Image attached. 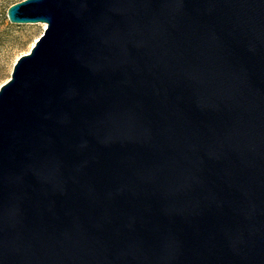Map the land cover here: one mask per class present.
<instances>
[{
	"label": "water",
	"instance_id": "1",
	"mask_svg": "<svg viewBox=\"0 0 264 264\" xmlns=\"http://www.w3.org/2000/svg\"><path fill=\"white\" fill-rule=\"evenodd\" d=\"M0 87V264H264V0H24Z\"/></svg>",
	"mask_w": 264,
	"mask_h": 264
},
{
	"label": "rangeland",
	"instance_id": "2",
	"mask_svg": "<svg viewBox=\"0 0 264 264\" xmlns=\"http://www.w3.org/2000/svg\"><path fill=\"white\" fill-rule=\"evenodd\" d=\"M24 0H0V87L11 78L17 60L34 47L46 28L41 24H12L7 11Z\"/></svg>",
	"mask_w": 264,
	"mask_h": 264
},
{
	"label": "bare ground",
	"instance_id": "3",
	"mask_svg": "<svg viewBox=\"0 0 264 264\" xmlns=\"http://www.w3.org/2000/svg\"><path fill=\"white\" fill-rule=\"evenodd\" d=\"M41 24L46 28V25H47V24H44V23H41ZM34 46H35V45H34Z\"/></svg>",
	"mask_w": 264,
	"mask_h": 264
}]
</instances>
